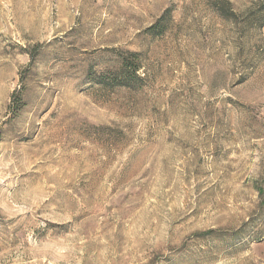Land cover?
Segmentation results:
<instances>
[{"label": "rangeland", "instance_id": "obj_1", "mask_svg": "<svg viewBox=\"0 0 264 264\" xmlns=\"http://www.w3.org/2000/svg\"><path fill=\"white\" fill-rule=\"evenodd\" d=\"M228 1L0 0V264H264V23Z\"/></svg>", "mask_w": 264, "mask_h": 264}, {"label": "trees", "instance_id": "obj_2", "mask_svg": "<svg viewBox=\"0 0 264 264\" xmlns=\"http://www.w3.org/2000/svg\"><path fill=\"white\" fill-rule=\"evenodd\" d=\"M231 6L228 0H211V10L219 18L234 22L236 14ZM168 14L169 10H166L162 19L167 17ZM244 17V25L247 28L260 29L264 23V0H252L250 5L244 10ZM130 55L131 57L135 56V54ZM119 62L120 65L113 80L117 83L114 87L130 88L132 82L136 80L140 81L138 72L141 70V67L136 58H121Z\"/></svg>", "mask_w": 264, "mask_h": 264}]
</instances>
